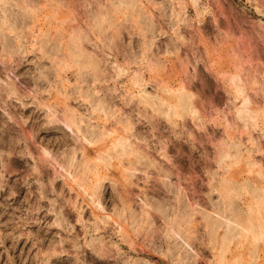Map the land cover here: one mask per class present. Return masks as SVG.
I'll list each match as a JSON object with an SVG mask.
<instances>
[{"label":"rangeland","instance_id":"obj_1","mask_svg":"<svg viewBox=\"0 0 264 264\" xmlns=\"http://www.w3.org/2000/svg\"><path fill=\"white\" fill-rule=\"evenodd\" d=\"M0 264H264V0H0Z\"/></svg>","mask_w":264,"mask_h":264},{"label":"bare ground","instance_id":"obj_2","mask_svg":"<svg viewBox=\"0 0 264 264\" xmlns=\"http://www.w3.org/2000/svg\"><path fill=\"white\" fill-rule=\"evenodd\" d=\"M77 55H78V54H77ZM78 56H79V55H78ZM78 56H76V57H78ZM78 58H79V57H78ZM94 64H95V62H94ZM94 64H92V65H94ZM95 67H96V66H93L94 69H96ZM183 101H184V100H183Z\"/></svg>","mask_w":264,"mask_h":264}]
</instances>
